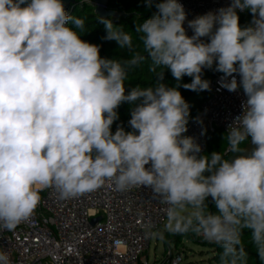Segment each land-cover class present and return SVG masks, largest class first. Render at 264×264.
I'll return each mask as SVG.
<instances>
[{
	"label": "clouds",
	"instance_id": "obj_1",
	"mask_svg": "<svg viewBox=\"0 0 264 264\" xmlns=\"http://www.w3.org/2000/svg\"><path fill=\"white\" fill-rule=\"evenodd\" d=\"M144 2L156 8L135 26L146 56L122 25L99 18L103 39L132 53L124 59L102 57L100 45L82 39L85 19L62 0H0V230L29 221L46 189L67 200L106 184L149 188L165 205L164 232L216 245L217 264H250L248 230L264 264V0H231L191 20L179 0ZM244 11L251 20L241 26ZM145 59L161 69L155 86L126 90L127 69ZM165 70L174 85L163 82ZM205 70L246 97L223 134V153H204L185 135L190 105L179 89L210 91ZM124 102L130 130L120 123L113 132ZM0 264H11L4 251Z\"/></svg>",
	"mask_w": 264,
	"mask_h": 264
},
{
	"label": "built area",
	"instance_id": "obj_2",
	"mask_svg": "<svg viewBox=\"0 0 264 264\" xmlns=\"http://www.w3.org/2000/svg\"><path fill=\"white\" fill-rule=\"evenodd\" d=\"M179 2L187 20L231 4V0ZM184 27L191 36L187 21ZM207 73L212 74L211 90L185 133L195 137L203 151L216 130L226 133L227 126L242 114L246 99L242 90L229 92L219 86L221 73L205 70L204 77ZM41 197L29 221L13 231L0 230V251L7 253L11 264H149L144 256L154 235L148 234L166 223L165 205L152 198L149 188L121 192L106 184L79 198L61 200L54 189L42 191ZM95 218L99 220L93 223ZM168 255L169 264L183 261L180 252L169 249Z\"/></svg>",
	"mask_w": 264,
	"mask_h": 264
},
{
	"label": "trees",
	"instance_id": "obj_3",
	"mask_svg": "<svg viewBox=\"0 0 264 264\" xmlns=\"http://www.w3.org/2000/svg\"><path fill=\"white\" fill-rule=\"evenodd\" d=\"M156 2H160V0H156ZM72 9L69 15H75L85 19L86 31L87 33L82 35V39L89 41L93 44L100 45V54L102 57L107 58H124L128 59L131 56V52L126 49H118V45L115 41H106L103 37L106 35L104 25L99 22V18L102 16L96 12V4L91 0H76L72 4ZM107 10H113L117 12H124L126 15L124 16H108L102 17L104 19H110L117 26H123L125 31L129 32L133 37V46L134 50L140 51L142 55H147L143 52L142 45L138 40V34L135 33V26L137 23H141L143 20L150 18L155 12L156 8L153 6L152 8H148L145 5L144 0H108ZM240 16V24L244 26L248 24L251 20V14L248 11H244L242 13H238ZM151 61L145 59L139 66L132 67L127 69L128 76L125 81L126 90L140 86L141 88L146 87H154L156 84V75L161 69H156V72L150 70ZM211 73H207L204 77L205 79L210 80ZM191 81L190 77H184L183 82L189 83ZM164 83L169 86L174 85L175 81L171 76L170 71L165 70L164 72ZM182 96L190 105V117H195L199 114L201 110V105L203 101L206 99V92H194L190 90H185L183 88L179 89ZM130 108L131 105L128 102L122 103L117 112L119 114V120L116 121L112 125L113 132L116 129V125L122 123L125 127V130H130L128 125V120L130 119ZM225 134L221 129L216 130V132L212 135L211 140L208 142L206 149L203 151L204 153H211L213 151H219L223 153L227 148L226 141L222 143V137ZM242 147H250L248 142L242 145ZM231 153L225 158H230ZM209 209L212 212H215V206L211 202V198H209ZM244 240L246 244V251L249 254L250 264H260L259 257L257 256L254 247L250 243V233L248 230L244 232ZM203 240L202 238L196 237L194 235L188 236H171L167 232L164 233V247L165 251L169 249H174L173 247H179L183 240ZM210 247V252L212 256L209 259L208 264H217L219 249L214 244H207Z\"/></svg>",
	"mask_w": 264,
	"mask_h": 264
},
{
	"label": "rangeland",
	"instance_id": "obj_4",
	"mask_svg": "<svg viewBox=\"0 0 264 264\" xmlns=\"http://www.w3.org/2000/svg\"><path fill=\"white\" fill-rule=\"evenodd\" d=\"M163 232L164 229L160 230ZM208 242L204 240H183L179 247H173L174 253L180 252L183 255L181 264H208L212 253ZM144 258L148 259L149 264H169L168 251H165L163 239L154 235L150 249L145 253Z\"/></svg>",
	"mask_w": 264,
	"mask_h": 264
},
{
	"label": "water",
	"instance_id": "obj_5",
	"mask_svg": "<svg viewBox=\"0 0 264 264\" xmlns=\"http://www.w3.org/2000/svg\"><path fill=\"white\" fill-rule=\"evenodd\" d=\"M76 0H62V2L64 3L65 6V10L66 12L69 14L72 7V4L75 2ZM96 4V12L101 15L102 17H108V16H124L126 15L124 12H117V11H113V10H107V4H108V0H91ZM99 218H95L92 220L93 223H95L96 221H98Z\"/></svg>",
	"mask_w": 264,
	"mask_h": 264
}]
</instances>
